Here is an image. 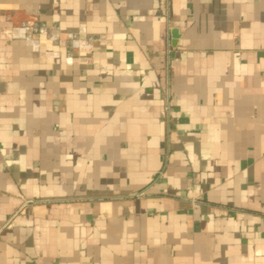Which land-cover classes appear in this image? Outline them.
I'll return each mask as SVG.
<instances>
[{"label": "crops", "instance_id": "obj_1", "mask_svg": "<svg viewBox=\"0 0 264 264\" xmlns=\"http://www.w3.org/2000/svg\"><path fill=\"white\" fill-rule=\"evenodd\" d=\"M0 264H264V0H0Z\"/></svg>", "mask_w": 264, "mask_h": 264}]
</instances>
